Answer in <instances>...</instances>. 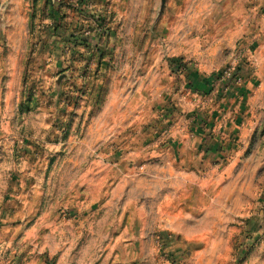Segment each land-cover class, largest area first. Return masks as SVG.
I'll return each instance as SVG.
<instances>
[{"label":"rangeland","instance_id":"1","mask_svg":"<svg viewBox=\"0 0 264 264\" xmlns=\"http://www.w3.org/2000/svg\"><path fill=\"white\" fill-rule=\"evenodd\" d=\"M0 264H264V0H0Z\"/></svg>","mask_w":264,"mask_h":264}]
</instances>
